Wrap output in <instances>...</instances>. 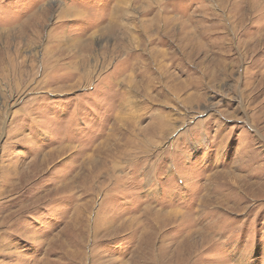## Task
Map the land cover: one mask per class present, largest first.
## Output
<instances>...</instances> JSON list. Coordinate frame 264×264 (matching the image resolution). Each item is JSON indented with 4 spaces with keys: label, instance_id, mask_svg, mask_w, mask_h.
Returning a JSON list of instances; mask_svg holds the SVG:
<instances>
[{
    "label": "rangeland",
    "instance_id": "1",
    "mask_svg": "<svg viewBox=\"0 0 264 264\" xmlns=\"http://www.w3.org/2000/svg\"><path fill=\"white\" fill-rule=\"evenodd\" d=\"M0 264H264V0H0Z\"/></svg>",
    "mask_w": 264,
    "mask_h": 264
}]
</instances>
